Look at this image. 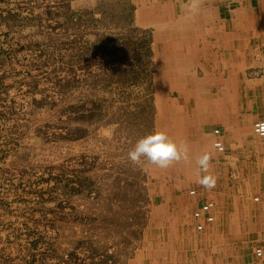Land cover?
I'll return each mask as SVG.
<instances>
[{"label": "rangeland", "instance_id": "374dc122", "mask_svg": "<svg viewBox=\"0 0 264 264\" xmlns=\"http://www.w3.org/2000/svg\"><path fill=\"white\" fill-rule=\"evenodd\" d=\"M150 6L0 0V264H127L154 259L157 249L165 258L170 223H189L170 194L211 175L215 186L204 201L215 208L220 193L227 217L241 197L264 189V140L244 111L239 136L231 135L233 120L223 122L219 139L231 143L223 152L211 147L220 127L211 118L190 126L186 119L176 135L172 116L182 107L170 109L180 96L174 84L204 79L213 99L219 64L212 55L196 70L184 64L182 80L172 76L165 25L137 20ZM156 129L196 153L167 169L130 163L129 150ZM204 153L208 173L196 162Z\"/></svg>", "mask_w": 264, "mask_h": 264}, {"label": "crops", "instance_id": "0c3cea01", "mask_svg": "<svg viewBox=\"0 0 264 264\" xmlns=\"http://www.w3.org/2000/svg\"><path fill=\"white\" fill-rule=\"evenodd\" d=\"M150 5L138 11L137 20L144 25H165L166 46L173 50L166 53L164 64L168 65L167 71L172 76L181 79L184 64L189 67L187 72L196 70L198 63L203 67L205 57L212 55L219 64V77L214 78L212 84L216 93L213 99L202 90L209 86L204 79H186L174 84L180 96L172 99L174 105H169L170 109L177 111L176 104L182 107L178 116H172L176 135L184 134L186 119L188 126L192 119L219 121L220 127L215 129L220 132L223 122L231 119L234 137L239 136L241 130L236 125L242 117L239 113H246L243 118L251 124V129L256 121L264 119V0H198L195 6L192 0H150ZM221 141L228 143L231 149L228 140ZM196 151L189 148V152L195 154ZM180 183L185 186L187 181ZM191 190H195L196 195L191 196ZM211 192L201 185L185 193L175 192L173 197L170 194L171 199L180 204L176 212L185 216L187 211L189 223L184 225L176 220L170 223L165 258L158 256L163 250L157 249L154 259H131L127 264H264V256H255L256 249L264 250V206L253 203L254 196L264 199V189L250 197H241L239 208L229 207L227 217L217 193L214 222L204 224V230L198 232L195 226L199 221L192 218V213L210 198ZM229 197L234 200L230 204L236 206L235 188ZM238 217L242 222L238 223ZM225 218L226 222L222 223Z\"/></svg>", "mask_w": 264, "mask_h": 264}, {"label": "clouds", "instance_id": "9594fccd", "mask_svg": "<svg viewBox=\"0 0 264 264\" xmlns=\"http://www.w3.org/2000/svg\"><path fill=\"white\" fill-rule=\"evenodd\" d=\"M198 0H192L193 6ZM127 159L134 165L148 164L159 169H167L181 160L189 159L187 144L177 145L166 132L156 129L137 140L134 147L127 153ZM200 173H208L210 156L204 153L197 157ZM204 188L211 189L215 186V178L211 175H202L198 179Z\"/></svg>", "mask_w": 264, "mask_h": 264}, {"label": "built area", "instance_id": "2783aa9c", "mask_svg": "<svg viewBox=\"0 0 264 264\" xmlns=\"http://www.w3.org/2000/svg\"><path fill=\"white\" fill-rule=\"evenodd\" d=\"M252 131L259 139L264 140V119L256 121L252 126ZM220 134L221 133L219 129H215L213 131V136H215V139L213 140L212 146L216 151L223 152L224 144L219 139ZM189 194L194 196L196 195V191L191 190ZM253 202L264 206V199H262L260 196H254ZM213 209L214 203L208 200L202 202L199 208L192 213V218L195 221H199V223L195 226L198 232H202L204 230V224H212L214 222ZM255 256L257 258H261L264 256V250L260 248L256 249Z\"/></svg>", "mask_w": 264, "mask_h": 264}]
</instances>
